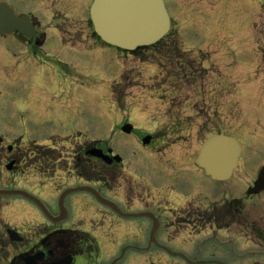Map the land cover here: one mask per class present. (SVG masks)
Wrapping results in <instances>:
<instances>
[{
	"label": "flooded vegetation",
	"instance_id": "obj_1",
	"mask_svg": "<svg viewBox=\"0 0 264 264\" xmlns=\"http://www.w3.org/2000/svg\"><path fill=\"white\" fill-rule=\"evenodd\" d=\"M69 1L71 0H0V6L4 7V10H0V42L8 48L6 52L9 55L5 60V65L0 64V70H5V73L0 75V83L6 79L7 84L13 89L21 91L23 88L30 91L28 97L20 99L17 109H0V124L13 125L15 122L20 124L19 128L21 127L27 138H29L27 131L29 128H25V123L31 120L35 126V121L41 118L34 114L31 117L28 116L30 111L32 112L38 105L41 106L47 88L48 93H53L43 84V73H39L41 76L37 74L34 77L35 68L32 67L30 61L36 57L37 60L44 61L45 59L48 67L52 63V68L61 69L62 65L69 64L68 61H64L61 56L54 53L57 50L63 52L67 49V51L79 52V50H85L83 47H88L91 51L98 45L106 47L100 41L90 20L89 9L93 0H85L81 4L79 0L75 2L77 6L73 8ZM249 1L253 4L251 10H247L249 14L247 13L246 17L244 14L238 15L239 18L233 22H231L233 17L227 18L226 24L229 27L235 26V31H230L228 34L231 38L229 40L238 42L237 70L251 68L253 75H248L247 80L251 78V81L256 83L259 79L257 68L259 62H264V59L250 63L244 60L248 49L244 55L242 52L245 44L248 45L251 40L248 37L255 30L256 17L253 15L258 14L259 9H264V0ZM211 2L212 0L201 5L199 1L200 13L209 10V13L215 14L217 8L211 5ZM164 3L171 18L170 32L155 46L167 44L173 47L177 44L179 31V23L173 13L176 12L174 6L179 12L180 4L186 3V0H174L173 3L164 0ZM221 3L224 4V1ZM238 3L239 0L236 1V5L232 6L233 10L241 7ZM68 4L71 6L69 11H72L69 13L66 12L68 8L65 6ZM83 4L89 6L87 11L82 13L86 21L78 25L72 21L73 18L81 15L78 12L82 10ZM12 13L26 17L27 22L23 24L22 30L16 29L15 31L14 28L12 31L3 30L4 27L9 29L13 27L14 15ZM46 14L54 15L53 20L47 24L40 21ZM60 15L64 18L60 19ZM55 19H58V22H55ZM237 35L245 36L246 40L232 39ZM58 46L59 49H56ZM12 47L23 48L22 53L25 55L18 59L15 50L10 55L8 51ZM48 47H53V49ZM255 56L257 55L255 54L252 58L258 60ZM130 57L142 58L126 54V58ZM12 58L16 60L10 62ZM104 61L100 62V64L103 62L101 69L103 68L105 73L103 74L107 75L105 71L108 60ZM28 64L32 67H29L30 71L27 70L26 65ZM61 72L57 73V83L53 86V90L55 93L58 90L62 92L69 86L68 95L73 97L78 91V86L73 81L70 72L64 74L65 76L61 75ZM126 72L129 73L130 70L126 69ZM127 73L124 77L126 85L131 81ZM19 77H26L29 81L23 82V79L20 80ZM108 78L103 80L102 85L108 87L111 84L109 86L112 87V82H109L111 79ZM229 84L231 85L230 90L221 91V95L224 93L228 96L224 100L226 116L223 115L222 118V126L223 128L226 126L227 130H222V133L241 143L243 157L248 138H258V135L243 134V130L237 126L236 121L240 113L237 110L239 105L234 99V92L239 88V83L229 81ZM253 89L258 93L261 92L262 87L256 85ZM40 91H42V96ZM36 93L39 94L38 101H35L33 97L30 98ZM217 104L219 105V102ZM57 113L60 115L59 112ZM59 115L54 116V120H51L48 115L47 122L53 124L54 121L59 120ZM60 118L59 121L65 119L62 114ZM131 121L132 119L126 116V120L121 122V127ZM54 131L60 132L57 129ZM133 132L126 134V161L122 158V161L117 162L114 157L119 154L110 143L98 140L95 136L88 138L82 132L79 138L67 136L62 141L60 135H54L46 138L47 144L43 148L32 145V149H25L23 147V142L26 141L25 136L6 138L0 131V137L2 136L0 138V175L7 174L9 181L4 189H20L36 198L45 208L21 196L0 195V264H101L104 258L115 250V241L109 242V238H113L115 233H120L118 235L133 234L131 240L138 239L142 234L147 236L148 240L145 247L125 245L121 254L110 264H125L126 248L141 251L155 250L171 260L184 259V255L178 249L179 245H182L181 238L200 235L206 229L204 223H210L212 211L210 202L204 205L205 209L203 213H200V207L196 205L197 208H195V202L199 200L193 198L194 194L190 196L194 185L202 181L205 172L196 166V160L193 161V168L196 170L192 168L193 173L190 172L192 166H190V159H187L188 156L185 154L183 159L177 157L175 146L183 142L181 138H186L182 137L183 135L180 137L176 134H163L158 131L154 134L146 133L137 136ZM238 134L244 135L245 138L239 137ZM131 137L133 140H128ZM146 137L151 139L149 145L143 143ZM131 146L137 150L130 153ZM94 151H102L104 158L95 156ZM135 165L137 168L134 167ZM189 177L192 182L190 188H188ZM20 179L24 180L22 181L24 184L19 185ZM253 186L254 183L247 189L246 197L237 200L239 206L237 211L244 203L264 196V194L248 196V190ZM67 191L71 192L66 194ZM204 194L210 196L207 189L203 190V196ZM98 195L116 206L112 208L105 205L98 199ZM146 213L152 214L153 218L137 217ZM240 217L239 213L237 218L240 220ZM142 220L143 222L140 223ZM154 220L157 223L156 241L150 245ZM241 222L242 220L239 222L240 227L243 225ZM127 224L130 230L128 228L126 230ZM133 224L140 225L138 231L131 229ZM159 234H165L166 241L160 240ZM260 237L261 239L258 240L264 247V235Z\"/></svg>",
	"mask_w": 264,
	"mask_h": 264
},
{
	"label": "rangeland",
	"instance_id": "obj_2",
	"mask_svg": "<svg viewBox=\"0 0 264 264\" xmlns=\"http://www.w3.org/2000/svg\"><path fill=\"white\" fill-rule=\"evenodd\" d=\"M78 1L71 0L69 4H72L73 8L77 6L75 2ZM84 1L80 0V4ZM168 1L174 2V0ZM199 1L204 5L210 0H186V3L180 4L179 12L174 6L176 12L173 13L179 23L177 44L173 47L164 44V49L149 57L126 58L115 49L101 45L92 51L88 50V47H83L85 50L79 52L67 51V49L63 52L58 50L54 52L64 61H68L70 68L69 65H62L61 69L52 68V63L49 68L45 59L37 60L36 57L30 61L35 68L34 77L43 73V84L53 92L48 93L47 88L41 106L35 107L33 113L30 111L28 115L31 117L34 114L41 118L35 121V126L31 120L25 123V128H29L27 129L29 138L23 134L21 127L19 128L21 125L16 122L13 125L0 124V131L6 138L25 136L26 141L23 142L25 149H32V145L43 148L47 144L46 138L54 135H60L62 141L67 136L79 138L82 132L88 138L95 136L98 140L107 141L126 161L127 139L126 133L121 131L126 123L121 127V122L126 120L127 116L132 119L131 124L137 136L161 131L163 134L186 137L181 138L183 142L175 146V153L180 159H183L185 154L188 156L187 159H190L192 166L191 172L195 169L193 161L197 159L206 139L222 133V130H227L226 126L224 128L222 126V118L223 115L226 116L224 100L228 96L224 93L221 95V91L230 90L229 81L230 83L238 81L239 88L234 92V99L239 105L237 110L240 113L236 121L237 126L243 130V134L255 133L258 138H248L244 155L230 180L218 183L203 175L202 181L194 185L190 196L194 194L193 198L199 200L195 202V208L199 206L200 213H203L204 205L210 202L212 210L210 223H204L206 229L200 235L181 238L182 245H179L178 249L184 255V259L171 260L155 250L141 251L126 248L125 264H264V247L259 242L260 235H264V196L244 203L238 211L239 206L236 203L238 199L246 197L247 189L256 182L259 172L264 168V62L260 61L264 59V9H259L258 14L253 15L256 17L255 30L248 37L251 40L248 45L245 44L242 52L244 55L248 49L245 61L250 63L260 61L257 68L259 79L256 82L259 84H256L251 78L247 80L251 68L237 70L238 42L229 40L231 38L228 34L230 31H235V26L229 27L226 24L227 18L233 17L231 21L233 22L239 18L238 15L244 14L246 17L247 13L249 14L247 10H251L252 2L239 0L238 6L241 7L233 10L232 6L236 5L237 0H212L211 5L217 8L216 13L213 14L209 13V10L200 13ZM222 1L224 4L221 3ZM69 4L65 5L68 8L67 13L72 12L69 11L71 7ZM88 8L87 4H83L82 10L78 13L82 15ZM81 15L73 18L72 22L78 25L85 22V15ZM53 18L54 15L46 14L40 21L47 24ZM63 18L61 16L60 19ZM55 22H58V19H55ZM245 38L237 35L232 39ZM48 48L53 49V47ZM7 49L0 42V64L5 65V60L9 56ZM56 49H59V46ZM23 50L21 47H12L8 52L10 55L13 54L12 51L16 52L17 58L20 59L25 55L22 53ZM255 54L258 60L252 58ZM12 60L16 59L12 58L10 62ZM102 60L110 61L105 71L107 75H101ZM30 64L26 65L28 71H30L29 67L32 68ZM126 69L130 70V74ZM60 71H62L61 75L70 72L78 86V91L73 97L68 95L69 86L62 92L58 90L55 93L53 90V86L57 83V73ZM3 72L5 73V70L1 69L0 75H3ZM126 73L131 77L127 85L126 79L124 80ZM19 78L23 79V82L29 81L26 77ZM106 78L111 79L109 82H112L114 87L109 86L111 84L108 87L102 85ZM256 85L262 87L261 92L254 91L253 86ZM28 95H30L28 89L15 90L5 79L0 83V109H17L20 99ZM40 95L42 96V91ZM37 96L38 93L31 95L30 98L33 97L38 101ZM57 112L65 117L63 121H59L61 118ZM48 115L51 120L59 115V120L51 124L47 122ZM87 120L89 121L86 125ZM80 129L81 131H78ZM238 136L245 138L241 134ZM128 140L132 141L133 138ZM135 150L137 149L131 146L130 153ZM134 167L137 168L136 165ZM22 181L24 180H19V185L24 184ZM8 182L7 174L0 175V190H3ZM188 184L190 188L192 185L190 177ZM204 189H207L208 194L210 193L209 197L205 194L203 196ZM239 213L243 224L241 227L237 218ZM142 222L143 220L140 223ZM132 227V230H137L140 225L133 224ZM127 228L128 224L126 230ZM118 234L120 233H115L113 238H109L110 243L115 241V250L105 257L101 264H110L121 254L125 245L140 247L147 245L148 238L142 234L136 240H131L133 234ZM158 236L160 240L166 241L165 234Z\"/></svg>",
	"mask_w": 264,
	"mask_h": 264
},
{
	"label": "water",
	"instance_id": "obj_3",
	"mask_svg": "<svg viewBox=\"0 0 264 264\" xmlns=\"http://www.w3.org/2000/svg\"><path fill=\"white\" fill-rule=\"evenodd\" d=\"M1 9L3 8L0 7ZM13 15L15 16H13V27L6 28L4 31L22 30L23 24L27 22L25 17ZM90 16L96 34L103 42L129 52L154 45L166 36L171 24L163 0H95ZM122 130L130 134L133 127L126 125ZM144 144H150V139H144ZM241 152L238 141L227 136L216 135L203 144L196 164L213 180L227 181L238 166ZM93 154L104 158L102 151H94ZM114 160L120 162L119 157H115ZM262 191H264V169L250 194H259ZM0 194L22 195L37 201L21 191H0ZM99 199L102 203L113 207L100 196ZM155 231L156 225L151 234L150 243L154 242Z\"/></svg>",
	"mask_w": 264,
	"mask_h": 264
},
{
	"label": "trees",
	"instance_id": "obj_4",
	"mask_svg": "<svg viewBox=\"0 0 264 264\" xmlns=\"http://www.w3.org/2000/svg\"><path fill=\"white\" fill-rule=\"evenodd\" d=\"M164 48H165V47H164L163 45H162V46L155 47V48H153V51H152L151 53H152V54H156L157 51L160 52V50H161V49H164ZM168 48H169V46H168ZM135 53L139 55V54H140V51H137V52H135ZM141 53H142V54H144V53H145V54H148V53H150V52L147 53L146 50L144 49V52H141ZM151 53H150V54H151Z\"/></svg>",
	"mask_w": 264,
	"mask_h": 264
}]
</instances>
